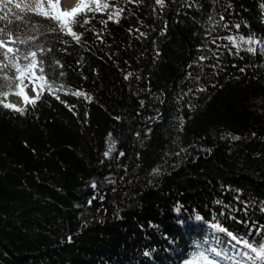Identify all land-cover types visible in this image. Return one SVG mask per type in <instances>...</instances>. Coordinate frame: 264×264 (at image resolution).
<instances>
[{"label":"trees","instance_id":"1","mask_svg":"<svg viewBox=\"0 0 264 264\" xmlns=\"http://www.w3.org/2000/svg\"><path fill=\"white\" fill-rule=\"evenodd\" d=\"M26 2L0 51L46 89L0 105V264H264V0Z\"/></svg>","mask_w":264,"mask_h":264},{"label":"snow or ice","instance_id":"2","mask_svg":"<svg viewBox=\"0 0 264 264\" xmlns=\"http://www.w3.org/2000/svg\"><path fill=\"white\" fill-rule=\"evenodd\" d=\"M98 2H99V0H97V3ZM3 3H4V7L7 8V6L9 4L13 3V0H3ZM49 3H51V0H49ZM156 3L163 5L164 0H156ZM40 4H41V0H28V2L23 4V6L20 3H16L15 7L19 8L21 10H32L37 15L48 16V13L39 10ZM103 7L107 8L108 4L105 3L103 5ZM9 11H11V9H9ZM76 11H77V9H75V8H73L71 10V12H76ZM116 14L119 15V13H116ZM49 18L56 20L60 24L61 30H64L67 27L68 33L73 35L77 40H79V36L76 33L72 32L71 27L66 25L64 21H61L59 16H49ZM17 19H22V17H20L18 15ZM109 19H112L111 15L109 16ZM221 19H223V17H221ZM0 20H7V14L0 17ZM9 23H11V21H9ZM84 23H88V21L85 20ZM8 35H9V33L7 32L6 29H0V49L5 48V39ZM229 39H232V38H229ZM20 42L24 43L25 41H20ZM247 42L252 43L251 40H249ZM249 51H254V49H249ZM12 52H13V49L11 47H8L6 52L0 51V58H7L9 64L13 68H15L16 73H19V75L13 74L12 76H8L7 74H5L3 76H0V96H4V97H7L11 91H14L16 89H21L22 85H23V87H27V85L23 84V79H24L25 75H27L30 78H36L37 73H39L38 78L41 81L44 80V76H43L44 69L42 66H40L42 64V62L37 61V52L36 51H32V52H30L24 56V59L28 60L29 62L23 66H21L18 63V57L17 56H15V55L11 56V57L8 56V53H12ZM29 57H31V59H29ZM4 66L8 67V64H5ZM47 87L50 91L52 90L51 85H47ZM33 92L36 93V95L33 98L29 99L28 97H25V100H26L25 107H27V103H31L34 106L36 100L39 99L40 90H38L37 88H33ZM16 94L19 95L20 92H16ZM73 94L74 95H84V93H81V92L73 93ZM57 98H59V97H57ZM0 105H2L4 108H9V109H12L14 111L20 112L21 114H23L25 111V108H18L15 105L3 103V101H0ZM237 139H238V137H237ZM105 155H108V153H105ZM121 155H123V153H121ZM92 186L95 187V184H93ZM229 235H232V234L229 233ZM233 239H235V237H233ZM216 255H219V253H216ZM260 255L264 256V253H261ZM200 259L204 262V264H214V261L209 260L207 257L201 256Z\"/></svg>","mask_w":264,"mask_h":264},{"label":"rangeland","instance_id":"3","mask_svg":"<svg viewBox=\"0 0 264 264\" xmlns=\"http://www.w3.org/2000/svg\"><path fill=\"white\" fill-rule=\"evenodd\" d=\"M85 1H90V0H51V3H49V0H44V6L49 11H52V12H55L58 6H61V8L67 12H71L73 8L77 9ZM40 82L42 85H45L46 80L45 79L43 81L40 80ZM23 84L27 85V87H24V88L26 92L31 96V93L33 92H31L30 89L33 88V86L35 85V81L32 80L27 75H25ZM33 94H36V93H33ZM2 98L6 103L15 105L20 108H24L26 104L25 96L22 93H20L19 95L16 93H9L7 97L3 96Z\"/></svg>","mask_w":264,"mask_h":264},{"label":"bare ground","instance_id":"4","mask_svg":"<svg viewBox=\"0 0 264 264\" xmlns=\"http://www.w3.org/2000/svg\"><path fill=\"white\" fill-rule=\"evenodd\" d=\"M38 77L39 76L37 75L36 78H31V79L35 81V85L33 86V88H37L39 90V88H40V79ZM33 88L30 89L31 92H33ZM33 93H35V92H33Z\"/></svg>","mask_w":264,"mask_h":264},{"label":"water","instance_id":"5","mask_svg":"<svg viewBox=\"0 0 264 264\" xmlns=\"http://www.w3.org/2000/svg\"><path fill=\"white\" fill-rule=\"evenodd\" d=\"M37 75L39 76V74L37 73ZM43 76H44V79L46 80V76L43 74ZM45 85H42L41 84V82H40V88H39V90H40V95H42L43 93H44V91H45ZM36 94H33V93H31V97L33 98L34 96H35Z\"/></svg>","mask_w":264,"mask_h":264}]
</instances>
